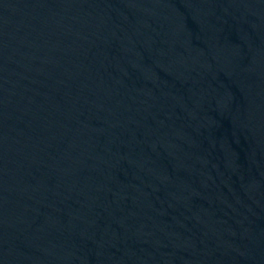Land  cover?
<instances>
[{
	"label": "water",
	"instance_id": "obj_1",
	"mask_svg": "<svg viewBox=\"0 0 264 264\" xmlns=\"http://www.w3.org/2000/svg\"><path fill=\"white\" fill-rule=\"evenodd\" d=\"M0 264H264V0H0Z\"/></svg>",
	"mask_w": 264,
	"mask_h": 264
}]
</instances>
